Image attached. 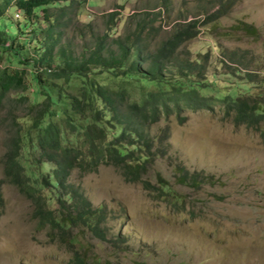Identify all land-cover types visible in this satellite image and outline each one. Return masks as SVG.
Here are the masks:
<instances>
[{
  "label": "trees",
  "instance_id": "trees-1",
  "mask_svg": "<svg viewBox=\"0 0 264 264\" xmlns=\"http://www.w3.org/2000/svg\"><path fill=\"white\" fill-rule=\"evenodd\" d=\"M90 2L0 0V107L10 110L0 215L3 186L13 185L71 264H104L86 236L109 240L110 210L94 206L81 186L101 166L118 169L153 197H168L164 201L177 211L185 208L161 178L157 184L150 179L169 138L167 128L152 136L153 125L218 107L222 118L264 138V78L257 81L251 71L207 54L193 56L187 47L201 27L224 14L199 15L166 31L156 24L161 12L133 13L122 24V12L112 9L84 21ZM10 7L20 11L21 22L4 19ZM243 30L256 34L251 24ZM217 61L229 69L223 75L245 82L246 89L211 72ZM181 167L184 185H202Z\"/></svg>",
  "mask_w": 264,
  "mask_h": 264
},
{
  "label": "rangeland",
  "instance_id": "rangeland-1",
  "mask_svg": "<svg viewBox=\"0 0 264 264\" xmlns=\"http://www.w3.org/2000/svg\"><path fill=\"white\" fill-rule=\"evenodd\" d=\"M112 9L122 12V24L133 13L161 12L156 24L166 31L199 15L224 14L201 27L188 49L193 56L207 54L212 61L247 69L259 76L257 81L264 78V0H91L82 19ZM17 13L10 7L3 16L17 24L22 21ZM96 23L101 26V20ZM245 24L253 25L256 34L247 35ZM216 63L211 72L246 89L245 82L223 75L229 69ZM9 112L0 107V158ZM184 117L181 121L173 115L150 129L152 136L166 128L169 132L166 154L157 159L150 179L167 183L184 200L182 211L164 201L168 197H153L141 185L127 182L114 167L101 166L82 180L92 204H106L110 210L109 240L86 236L90 252L104 264H264V138L222 118L218 107ZM181 166L197 174L202 185H184ZM3 195L0 264H71L39 229L31 202L10 184L3 186Z\"/></svg>",
  "mask_w": 264,
  "mask_h": 264
}]
</instances>
